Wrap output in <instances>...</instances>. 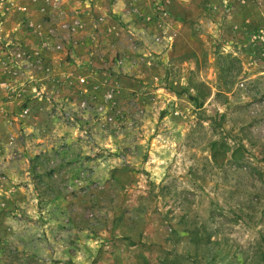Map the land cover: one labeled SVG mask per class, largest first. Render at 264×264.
Instances as JSON below:
<instances>
[{"label":"rangeland","instance_id":"obj_1","mask_svg":"<svg viewBox=\"0 0 264 264\" xmlns=\"http://www.w3.org/2000/svg\"><path fill=\"white\" fill-rule=\"evenodd\" d=\"M0 264H264V0H0Z\"/></svg>","mask_w":264,"mask_h":264},{"label":"trees","instance_id":"obj_2","mask_svg":"<svg viewBox=\"0 0 264 264\" xmlns=\"http://www.w3.org/2000/svg\"><path fill=\"white\" fill-rule=\"evenodd\" d=\"M212 161L221 166L224 161L228 158V152L231 151L230 158L234 163H242L246 160L245 153L247 152L246 147L237 142L236 146L231 149V147L226 142L213 141L210 145Z\"/></svg>","mask_w":264,"mask_h":264}]
</instances>
